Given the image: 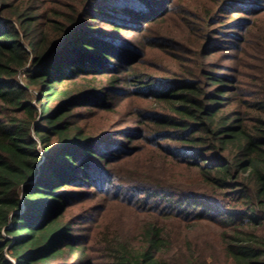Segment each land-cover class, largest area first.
Listing matches in <instances>:
<instances>
[{"label": "trees", "instance_id": "16d2710c", "mask_svg": "<svg viewBox=\"0 0 264 264\" xmlns=\"http://www.w3.org/2000/svg\"><path fill=\"white\" fill-rule=\"evenodd\" d=\"M0 1V264H207L180 244L205 223L215 262L264 264V3ZM129 101L135 125H83ZM105 202L147 218L140 251Z\"/></svg>", "mask_w": 264, "mask_h": 264}, {"label": "rangeland", "instance_id": "374dc122", "mask_svg": "<svg viewBox=\"0 0 264 264\" xmlns=\"http://www.w3.org/2000/svg\"><path fill=\"white\" fill-rule=\"evenodd\" d=\"M11 0H8V2H10ZM20 5H22V2H26L28 3L29 6H32L34 3V0H19ZM51 1H55V0H51ZM184 3H186L188 6L192 7V13H196L197 15L200 16H204V11L206 10V6L205 4H210L212 6H217L218 1L217 0H183ZM261 3H264V0H260ZM1 3V1H0ZM32 4V5H31ZM263 6V4H261ZM59 5L56 2H51L48 3L47 6V11H48V17H51V15L53 14V11L58 9L59 10ZM54 9L52 12L51 10ZM203 19V18H202ZM217 23V22H216ZM230 33V32H228ZM232 34V33H230ZM137 39L139 41H141L139 39L138 34H127V41L129 44H133L134 42L137 41ZM228 42L227 43H231L232 38H229L228 40H226ZM229 52H225V55H229ZM220 65V64H219ZM217 68L219 67L218 64L216 66ZM175 69V67H173ZM173 69V70H174ZM23 79H25L23 77ZM23 84L27 86V81L26 80H22ZM31 91L33 92V94H35L38 89L34 86L30 88ZM151 102H140L139 104H135L134 107H140V106H151ZM133 110V101H129L126 103H122L121 105L119 104L116 107V110L114 112H110V113H99V112H94L91 116H89L87 118V120L84 122L86 125V127H90L92 128L93 126H95L97 129L101 128L104 130V132L110 133L112 131H116L120 128L123 127H127L129 125H135L138 121V117L133 116L132 115V111ZM82 111V110H80ZM79 111V112H80ZM120 142L125 143V138H121ZM141 145H143L142 143H136L133 144V147H141ZM137 150V149H136ZM138 163V161H137ZM139 164V163H138ZM161 177V176H159ZM89 206V202L85 203V204H81L80 206L82 207L83 205ZM104 204V208L101 212V216H100V224L102 225L103 229H110V233L112 236L114 235L115 237H117L118 239L122 240V239H127L128 241V245H130V248L134 251H140L143 247V242L141 241V239L139 240H135L132 237V233L131 230H124L122 229L123 226V222L126 220H129L131 222H135L138 220V218H141V224L144 223L146 219V217H139V215L135 216L133 215V211L127 212V211H120L117 204H112L110 202H105ZM83 206V207H85ZM82 208L80 207H73L72 209H70L69 214L67 219H70L72 217H75L76 215H78L81 212ZM79 219V218H77ZM77 219H72V221H77ZM140 220V219H139ZM110 223H112L113 228L110 227ZM170 223H166V225H168ZM134 225H136V223H134ZM95 231V232H94ZM175 233H177L178 235H180V232H177L176 230H174ZM221 230L217 227V226H213L212 224H201L198 226H186L185 229H183V238L182 241L180 242L182 248L184 251H189V247L193 246V250H197L199 253H201V255L205 258H207V264H221L220 261L215 262L214 259V255L219 254L220 255V236H221ZM90 233V232H89ZM88 233V234H89ZM96 233H97V229H92L91 233L87 236L90 237L91 239V243L90 246L86 245L87 247V253L90 254V256L92 255H99L101 253V250H94L93 248L95 247V243L96 241ZM125 234V237L122 236V234ZM85 234V233H84ZM83 233H81V235H84ZM86 235V234H85ZM180 236V237H181ZM85 245V244H84ZM216 253V254H215ZM221 256V255H220ZM222 257V256H221ZM223 258V257H222ZM101 260V259H100ZM203 263V262H202Z\"/></svg>", "mask_w": 264, "mask_h": 264}, {"label": "built area", "instance_id": "2783aa9c", "mask_svg": "<svg viewBox=\"0 0 264 264\" xmlns=\"http://www.w3.org/2000/svg\"><path fill=\"white\" fill-rule=\"evenodd\" d=\"M23 77H25V75H23Z\"/></svg>", "mask_w": 264, "mask_h": 264}]
</instances>
